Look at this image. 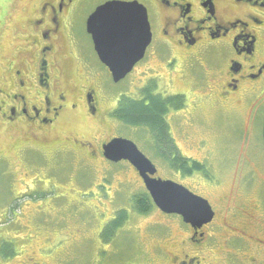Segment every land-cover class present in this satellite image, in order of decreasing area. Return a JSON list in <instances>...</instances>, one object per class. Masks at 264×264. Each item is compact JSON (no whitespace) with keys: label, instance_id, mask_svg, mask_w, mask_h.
Returning <instances> with one entry per match:
<instances>
[{"label":"rangeland","instance_id":"1","mask_svg":"<svg viewBox=\"0 0 264 264\" xmlns=\"http://www.w3.org/2000/svg\"><path fill=\"white\" fill-rule=\"evenodd\" d=\"M31 3L0 0V87L12 92V86L26 89L31 82L41 99L51 93L57 106L59 70L50 72L49 88L39 90L37 63L19 39ZM198 63L191 61L181 80L154 76L153 65L135 67L117 83L103 65L78 63L68 77L74 93H66L68 108H74L54 122L47 139L0 125V264H176L181 251L201 264H264V108L250 116L244 102L225 108L202 98L195 86ZM20 70L27 74L16 76ZM148 84L164 99L184 92L185 107L166 115L167 134L201 170L178 174L171 157L158 155L148 128L128 127L111 114L121 98L144 97ZM191 89L195 95L186 92ZM89 91L99 102L95 116L86 109ZM111 139L133 142L161 179L209 203L213 219L203 238H194L199 243L189 241L192 232L179 216H164L154 205L145 214L134 209L133 196L148 193L126 162L104 164L100 143ZM81 143L97 150L94 160L77 152ZM120 215L125 221L106 238L107 225Z\"/></svg>","mask_w":264,"mask_h":264},{"label":"flooded vegetation","instance_id":"2","mask_svg":"<svg viewBox=\"0 0 264 264\" xmlns=\"http://www.w3.org/2000/svg\"><path fill=\"white\" fill-rule=\"evenodd\" d=\"M111 2L133 3L145 12L150 39L134 68L158 65L154 76L161 78L159 75L162 73L181 80L185 77L184 68L191 70V61L197 60L201 75L198 73L200 83L195 86L202 90V98L207 101L213 98L225 108H235L244 102L250 116L264 108V0H32L31 12L22 23L25 34L20 32L19 39L28 49L31 60L37 63L39 90L44 92L45 88L48 89L50 72L59 70L60 80L63 79V82L57 81L60 103L52 106L51 93L41 99L31 82L27 83L26 89L22 83L20 88L12 86V92L0 87V125H13L26 130L28 136L48 138L56 126L54 122L60 123L61 116L64 118L67 110L74 108L72 104L68 108L66 102V93H74L75 90L68 86L72 78L70 68L78 63L103 65L87 32V24L98 8ZM92 56L94 60L90 59ZM27 72L34 75L33 71ZM22 73L20 70L16 76ZM61 83L64 84L61 86ZM149 86L144 90L156 96ZM186 92L195 95L194 89ZM167 98L179 100L167 114L185 107L184 92ZM84 99L88 114L95 116L99 102L95 100L93 91L87 92ZM201 106L197 105V109L201 110ZM107 113L105 111V115ZM261 126L263 136L264 119ZM110 141L100 143L104 164L110 162L103 157L102 146ZM66 144L69 148L74 145L69 139ZM173 148L171 160L177 157L185 160V165L176 166L178 174H182L183 167L192 165L188 162L192 159L181 153L174 143ZM95 151L91 145L84 148L82 143L77 149L91 160L95 158ZM158 177L157 170L153 178ZM209 224L198 228L188 225L193 236L189 241L199 243L194 238L202 239ZM181 253L183 256L176 264H201L196 257Z\"/></svg>","mask_w":264,"mask_h":264},{"label":"water","instance_id":"3","mask_svg":"<svg viewBox=\"0 0 264 264\" xmlns=\"http://www.w3.org/2000/svg\"><path fill=\"white\" fill-rule=\"evenodd\" d=\"M87 32L114 83L132 71L150 39L145 12L133 3L111 2L98 8L88 21ZM102 150L106 160L112 163L125 161L136 170L153 204L162 213L178 215L193 228L206 225L213 219L206 200L172 181L153 178L156 168L133 142L113 139L103 145Z\"/></svg>","mask_w":264,"mask_h":264},{"label":"trees","instance_id":"4","mask_svg":"<svg viewBox=\"0 0 264 264\" xmlns=\"http://www.w3.org/2000/svg\"><path fill=\"white\" fill-rule=\"evenodd\" d=\"M144 98L141 100L121 98L112 115L128 127L148 128L150 136L155 142V149L157 152L159 151L158 155L165 160L171 157L174 150L171 138L167 134L168 125L165 116L169 108L173 106V104H178L179 100L176 98L164 99L162 97L152 96L149 95L146 90L144 91ZM171 163H174L171 167L175 165L182 167V165L186 164L185 160L178 157L172 160ZM191 163L192 165L190 167H183L182 170L184 174H190L193 171L201 170L199 164L194 162ZM131 201L134 209L140 214L148 213L153 205L148 194L143 192L133 196ZM115 221L116 222L110 221L107 225L105 229L107 232L106 238H110L115 228L121 226L125 221V215H120ZM2 246L4 247L5 245L3 244Z\"/></svg>","mask_w":264,"mask_h":264}]
</instances>
